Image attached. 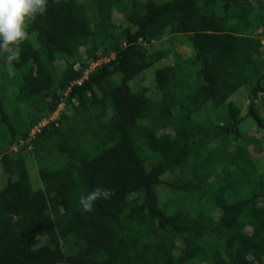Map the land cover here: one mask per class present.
I'll use <instances>...</instances> for the list:
<instances>
[{
	"label": "trees",
	"instance_id": "obj_1",
	"mask_svg": "<svg viewBox=\"0 0 264 264\" xmlns=\"http://www.w3.org/2000/svg\"><path fill=\"white\" fill-rule=\"evenodd\" d=\"M47 3L0 59V264H264V0Z\"/></svg>",
	"mask_w": 264,
	"mask_h": 264
},
{
	"label": "clouds",
	"instance_id": "obj_2",
	"mask_svg": "<svg viewBox=\"0 0 264 264\" xmlns=\"http://www.w3.org/2000/svg\"><path fill=\"white\" fill-rule=\"evenodd\" d=\"M47 7V0H0V59L9 68L19 61L20 46L28 38L29 25L38 15L45 14ZM112 195V190L97 187L80 195L78 204L84 211H91L95 201Z\"/></svg>",
	"mask_w": 264,
	"mask_h": 264
},
{
	"label": "rangeland",
	"instance_id": "obj_3",
	"mask_svg": "<svg viewBox=\"0 0 264 264\" xmlns=\"http://www.w3.org/2000/svg\"><path fill=\"white\" fill-rule=\"evenodd\" d=\"M117 20H119V19H121V16L120 15H117L116 17H115ZM262 41L264 42V38L262 39ZM177 49L179 50V51H184V48L183 47H181V46H178L177 47ZM94 64H96V61H92V62H90V68L91 67H93V65ZM143 78H144V80H143V82H145V83H147V85L148 84H150V78H151V71H149L148 73L146 72L145 74H143ZM146 81H148V82H146ZM246 96V91L243 89V88H239L232 96H231V98L233 99V97L234 96H237V100H241L242 99V96ZM242 106H244V105H242ZM62 109V103H59L58 104V106H57V108H56V111L55 112H53V114H51V117H54L55 115H56V113H57V111L59 110H61ZM44 121L42 120L41 122H40V124H42ZM39 124V125H40ZM13 148H15V147H13ZM26 162H27V166H28V169H29V172H30V176H31V180H32V183H33V185H34V187H38V186H40L41 184H40V180H39V178H38V175H37V169H36V165H35V163L33 162V159H32V157H30L29 155L28 156H26ZM0 180H1V176H0ZM1 182V181H0ZM2 184L0 183V186H1Z\"/></svg>",
	"mask_w": 264,
	"mask_h": 264
},
{
	"label": "built area",
	"instance_id": "obj_4",
	"mask_svg": "<svg viewBox=\"0 0 264 264\" xmlns=\"http://www.w3.org/2000/svg\"><path fill=\"white\" fill-rule=\"evenodd\" d=\"M52 118V117H51Z\"/></svg>",
	"mask_w": 264,
	"mask_h": 264
}]
</instances>
